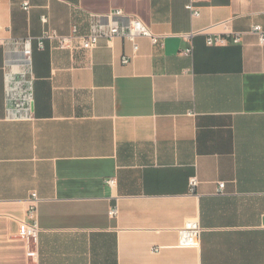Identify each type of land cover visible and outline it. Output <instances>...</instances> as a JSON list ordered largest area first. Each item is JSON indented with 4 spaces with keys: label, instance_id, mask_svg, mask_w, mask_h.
<instances>
[{
    "label": "crops",
    "instance_id": "crops-1",
    "mask_svg": "<svg viewBox=\"0 0 264 264\" xmlns=\"http://www.w3.org/2000/svg\"><path fill=\"white\" fill-rule=\"evenodd\" d=\"M189 1L0 0V264H264V45L251 33L264 0H200L199 16ZM116 10L159 43L34 40L32 114L16 118L13 41L87 32ZM216 36L230 43L208 45ZM34 220L31 258L20 228ZM188 220L203 229L196 248L177 246Z\"/></svg>",
    "mask_w": 264,
    "mask_h": 264
},
{
    "label": "built area",
    "instance_id": "built-area-1",
    "mask_svg": "<svg viewBox=\"0 0 264 264\" xmlns=\"http://www.w3.org/2000/svg\"><path fill=\"white\" fill-rule=\"evenodd\" d=\"M200 0H190L186 8L193 16H199L200 10L197 5ZM23 7L28 10L30 4L28 1L24 2ZM47 22V18H43ZM251 33L259 38V43L264 45V28L257 24L251 29ZM117 36L126 37L135 41L139 36L149 37L153 43H159L160 37L155 35L151 29L142 20L136 17L128 16L123 10L113 11L105 16L93 15L90 28L87 32H82L77 23L72 25L71 32L67 35L60 34L55 29H48L44 34L38 38L29 36L21 40L13 41L20 46L18 56H10L7 60L8 66H11L13 71L8 73L7 94L10 101V110L14 113L16 118H28L32 114L33 95L32 88L34 82V75L32 70L33 65V42L37 41L39 49H45L46 41H50L56 48L62 50H69L71 52L78 50H93L98 47L102 39L112 41ZM233 43L241 42V34L237 33L234 36ZM6 42H1L0 45ZM230 40L224 36L208 37L207 44L226 45ZM137 48V45L136 47ZM186 55L192 54V48L189 47L184 50ZM124 62L128 63L129 59L124 58ZM110 185L115 184V179H110ZM198 184L197 177L191 178V190L195 191ZM225 187V183L219 184L220 191ZM38 198L36 194H32L31 206L29 209L30 217H34L36 213V204ZM118 210L113 208L110 211L112 216L117 215ZM202 226L197 220H188L184 226L179 230L178 247L180 248H196L200 245ZM40 227L37 221L31 223L24 222L20 228V236L24 239L27 254L29 257H35L36 248L39 242ZM161 247H156L153 250L158 252Z\"/></svg>",
    "mask_w": 264,
    "mask_h": 264
}]
</instances>
